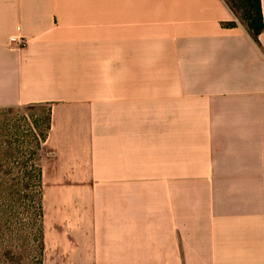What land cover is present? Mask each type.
I'll list each match as a JSON object with an SVG mask.
<instances>
[{
	"label": "crops",
	"instance_id": "0c3cea01",
	"mask_svg": "<svg viewBox=\"0 0 264 264\" xmlns=\"http://www.w3.org/2000/svg\"><path fill=\"white\" fill-rule=\"evenodd\" d=\"M234 21L224 0H0V109L50 108L43 264H264V31Z\"/></svg>",
	"mask_w": 264,
	"mask_h": 264
},
{
	"label": "rangeland",
	"instance_id": "374dc122",
	"mask_svg": "<svg viewBox=\"0 0 264 264\" xmlns=\"http://www.w3.org/2000/svg\"><path fill=\"white\" fill-rule=\"evenodd\" d=\"M49 114L46 105L0 109V169L24 173L23 179L0 176V261L5 264H41V188L28 160L33 155L41 168L47 158Z\"/></svg>",
	"mask_w": 264,
	"mask_h": 264
},
{
	"label": "trees",
	"instance_id": "16d2710c",
	"mask_svg": "<svg viewBox=\"0 0 264 264\" xmlns=\"http://www.w3.org/2000/svg\"><path fill=\"white\" fill-rule=\"evenodd\" d=\"M226 5L230 8V10L234 13V15L237 18V21L234 22H228L223 23L222 26L224 28H236L239 25H242L248 33L251 35V37L256 41V43H259V37L264 31V17L262 12V1L261 0H224ZM49 128V127H48ZM29 164L32 171V174H34L37 184L39 185V188H41L40 192V212L42 221H41V227H39L38 235H39V243H40V253H41V264L43 253H44V240H43V208H42V169L39 167L37 168L36 165L33 163V155L29 158ZM5 175L11 177L21 179L22 176H24V173L14 171H7L4 172L2 169H0V176ZM29 177L28 173H26L25 178ZM24 178V177H23ZM22 178V179H23ZM23 181V180H22ZM1 188V186H0ZM1 190V189H0ZM2 192L0 191V194ZM5 256V255H3ZM0 264H5L0 261Z\"/></svg>",
	"mask_w": 264,
	"mask_h": 264
},
{
	"label": "built area",
	"instance_id": "2783aa9c",
	"mask_svg": "<svg viewBox=\"0 0 264 264\" xmlns=\"http://www.w3.org/2000/svg\"><path fill=\"white\" fill-rule=\"evenodd\" d=\"M25 41L24 39H18L17 37H12L11 38V46L13 49H22L25 47Z\"/></svg>",
	"mask_w": 264,
	"mask_h": 264
}]
</instances>
